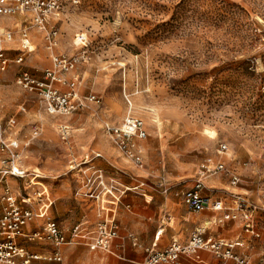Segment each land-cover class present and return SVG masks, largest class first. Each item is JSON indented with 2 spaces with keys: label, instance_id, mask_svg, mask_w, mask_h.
<instances>
[{
  "label": "rangeland",
  "instance_id": "374dc122",
  "mask_svg": "<svg viewBox=\"0 0 264 264\" xmlns=\"http://www.w3.org/2000/svg\"><path fill=\"white\" fill-rule=\"evenodd\" d=\"M80 1L76 5L65 1L59 16L51 19L58 31L52 49L47 32L35 28L28 29L29 48L23 49L21 28L28 25L25 14H0V32L13 31L11 40L0 43L10 59L6 70L0 68V121L16 118L12 136L21 146L19 164L44 176L40 179L48 184L55 200L49 215L69 230L82 221V208H98L91 199L76 195V190L83 176L81 161L102 151L104 157L96 162L106 169L119 193L128 185L145 182L122 195L131 203L130 211L120 204L126 251H136L133 236L145 244L149 228L167 222V213L177 219L166 233L173 232L183 241L184 235L179 233L185 232V239L190 240L194 226L179 220L177 205L159 211L156 219L151 207L186 205L176 191L194 184L206 159L225 163L226 169L212 175L205 193L222 198L232 210L244 200L245 206L255 209L258 230L264 231L260 220L264 216V0ZM80 33L88 37L86 41L79 39ZM20 54L24 61L18 63ZM60 54L79 61L75 68L60 72L65 83L54 85L59 90L73 88L81 96L99 95L100 103L87 102L71 114L51 113L36 92L18 83L24 70L44 78L45 70L53 67L54 55ZM129 112L142 118L148 131V138L138 140L143 167L129 161L111 143L105 126L121 123ZM223 142L228 148L220 154ZM6 156L0 150V171ZM231 173L240 177L237 185L231 184ZM29 177L21 180L9 175L2 180L0 172V196L9 184L15 193L37 197L34 192L40 189ZM166 187L170 189L164 193ZM144 194L148 199L153 195V201L148 203ZM216 212L208 208L191 212L195 219L201 218L195 221V228L206 227L207 233L213 231L224 240L241 234L238 228L225 238V228L232 222L224 223L222 213L218 216ZM36 221L42 224L45 219ZM242 221L244 218L238 220ZM33 231L35 228H26L20 242L28 252L44 255L36 263L53 264V253L39 250L47 245L54 249L53 243L32 239ZM248 236L255 238L243 231L240 240L244 247L238 250L247 255ZM262 238L264 241V235ZM106 253L103 264H113V259L123 256L118 251Z\"/></svg>",
  "mask_w": 264,
  "mask_h": 264
},
{
  "label": "built area",
  "instance_id": "2783aa9c",
  "mask_svg": "<svg viewBox=\"0 0 264 264\" xmlns=\"http://www.w3.org/2000/svg\"><path fill=\"white\" fill-rule=\"evenodd\" d=\"M65 1L73 5L80 3V0H0V14H25L24 21L28 25L21 28L23 49L29 48L26 38H28V29L45 30L48 39V47L52 49L56 45L57 29L55 24H51L54 16H59L64 7ZM81 41H86L88 37L84 33L78 35ZM13 38V31L7 29L0 32V43ZM18 63L24 61L23 54L16 59ZM79 58L75 56H66L64 54L54 55L53 67L45 70V76L42 79L35 77L29 71L24 70L19 73L18 83L30 91L36 92L42 101L45 102L47 110L51 113L71 114L79 110L80 106L87 102L95 104L101 102V97L96 94L88 96L79 95L78 91L73 88L69 90H59L54 84L63 81L60 72L71 70L78 64ZM10 62L5 50L0 47V68L6 70ZM128 104H131L129 95L126 94ZM25 110V107H22ZM16 118L10 117L6 122L0 121V150L6 153V157L1 160L3 168L1 169L2 180L9 175L19 179L29 177L31 184L40 183L38 180L41 173L37 170L29 171L19 164L20 143L18 139L12 136ZM107 132L115 146L125 155V157L135 162L140 167L145 164L143 149L140 147L138 140H144L148 137V131L144 125V120L133 114H127L121 123L105 124ZM11 134V135H10ZM228 144L223 142L220 145L219 153H224ZM96 157L102 156L100 152L95 154ZM90 173H85L82 178L81 186L76 190V195L102 202H113L120 204L122 195L127 191L135 190L145 185L140 182L135 186H126L119 193L114 180L106 178V172L103 168L90 167ZM226 169L225 163L213 164L206 159L200 164L196 180L192 187L187 190H177L176 194H181L188 207L194 213L212 209L223 213V220H240L244 218V230L252 233L255 237H262L260 230L256 228L254 208L245 206L244 200L238 202L236 210L228 208L222 198H214L205 193L207 176L217 175ZM231 181L238 184L240 177L231 173ZM36 181V182H34ZM170 187L164 188L163 192L167 193ZM38 198L44 196V191H35ZM47 195V194H46ZM145 196V194H144ZM52 201H47L36 206L35 200L29 193H15L9 184L4 186V192L0 196V263L1 264H33V260L40 259L41 255L31 253L24 246L19 244L18 238L24 235V229L28 223L34 221L37 217H46L47 210ZM130 207L129 204L126 205ZM102 210L108 211L102 206ZM112 214L103 215L97 226L90 230L85 222L78 223L66 230L62 227L56 218H48L42 228L32 233V239L50 240L53 245L52 259L55 264H63L64 255L61 251L65 244L85 243L92 250H107L111 248L112 241L118 236L121 224L117 217ZM264 222V216L262 218ZM190 240L182 243L173 240L165 248H154L149 250V255L143 264H184L181 256H195L200 259L201 251H211L220 260V264H250V259L246 254L237 251V247L244 246L240 239H221L220 237L206 232V227H196L192 231ZM135 244L137 237L133 236Z\"/></svg>",
  "mask_w": 264,
  "mask_h": 264
},
{
  "label": "crops",
  "instance_id": "0c3cea01",
  "mask_svg": "<svg viewBox=\"0 0 264 264\" xmlns=\"http://www.w3.org/2000/svg\"><path fill=\"white\" fill-rule=\"evenodd\" d=\"M32 44H33V41H32ZM108 133V132H107ZM149 136V135H148ZM110 138V136H109ZM148 138V137H147ZM110 141L111 143L113 144L111 138H110ZM106 142V141H105ZM107 144V143H106ZM115 146V144H113ZM107 149H109V145L107 144L106 145ZM116 147V146H115ZM110 150V149H109ZM98 152H100L102 154V156H98L96 157L95 154H97ZM96 152L93 156H86V158L84 160L81 161V164L83 166L80 167L79 169V172L83 174L85 173H90L92 171L89 170L90 167L94 166L95 168H103L106 172V178L108 179L109 176L107 174V171L106 169L101 166L99 163L96 162V160L98 158H102L104 157V154L102 151H98ZM111 154H113V152H111ZM224 154V153H222ZM113 159H115V157H113ZM82 176V178H83ZM41 177L44 178V176L41 174ZM213 177L212 175L211 176H207L206 179H205V184H206V187H207V181ZM81 178V180H82ZM38 182H40L39 184L38 183H35L34 185H36L35 187L36 188H39L40 191H44V196H42L41 198H38V197H33L32 198L35 200V205L36 206H39L41 205V203H45L47 201V198H49V200L52 201V204L49 206L48 210H47V214H46V217H43V218H40V217H37L34 221L28 223V225L25 227L24 230H26V228L28 229H34L35 228V231L42 228V226L46 223V220L51 216L49 215V210L51 208V206L53 205L54 203V199H51V194H50V189H49V186L46 182H43L41 179L38 180ZM210 182H213V180L210 179ZM232 185H237V184H233L232 181H230ZM82 183V181H81ZM132 183V182H131ZM129 183V184H131ZM130 186V185H128ZM193 186V185H192ZM190 186V187H192ZM189 187V188H190ZM182 191V190H181ZM31 194V193H29ZM47 194V195H46ZM32 195V194H31ZM148 194H145V198H146V201L148 203H151L154 199V196L151 195L150 199H148L146 196ZM175 195H178V194H175ZM180 195V194H179ZM37 196V195H36ZM36 198H38L36 201ZM220 198V197H219ZM90 199V198H88ZM168 199V198H167ZM92 201H94L97 205L98 208H82V221H79L77 223H75L74 225L78 224V223H81V222H85L87 227H92L94 226L98 220H99V217L100 216H103V215H106V214H112L113 211L115 212L114 215L117 217V220L120 222L121 224V227H120V230L118 232V236L112 241L111 243V248L109 251H112V252H121L123 256H120L119 259H113V264H139L140 260L141 259H146V257L149 255V250L150 249H154V248H165L167 246H169L173 240H178L182 243H185L187 242V240L185 238H187V234H185V232H181L179 233V235L182 237L184 235V240H180L178 237H177V234L174 235V233H166V230H167V227H172V226H175L174 225H171L172 224V221L177 217L174 216L173 214L171 213H167L166 216H167V222H164V224H162L160 227H150L149 228V233H151L148 238H145V244L144 242H141L140 239L137 237V243L135 244V241L133 240L132 238V245L137 247L136 248V251H133V250H128L126 251V246H125V240L121 239L122 237V234H121V230H122V226H123V221L121 220L119 214H120V204L123 205L124 209L127 210V211H130L131 210V203L130 202H125L124 198H122V202L120 204L117 203H113V202H102V201H97L95 199H91ZM185 201V199H184ZM186 203V202H185ZM127 204L130 205V207L127 208ZM224 204H225V201H224ZM177 205V209H176V212H177V215H178V218L180 221H182L184 219V222H186L185 224H189V225H192L194 226V229H195V221L197 220H200L201 218L199 219H195V217L191 216V211L190 208L188 207L187 203L186 205L183 204V203H173V205H170V204H153L151 209L154 210L155 209V219H156V214L160 211H163V210H166L168 208H174L176 207ZM226 205V204H225ZM102 206H104L105 208H107V210H109V213H107L108 211L106 210H102ZM146 206H150V205H146ZM187 207L189 210H187ZM194 213V212H193ZM219 216L220 213H222L221 211H217L216 212ZM223 215V213H222ZM255 216V215H254ZM215 217V216H214ZM52 218H55V217H52ZM218 218V217H217ZM263 218V217H262ZM39 220V219H45V222L44 223H39L37 222L36 220ZM212 220L214 222H216L217 220L214 218H212ZM262 220V219H260ZM207 221V220H206ZM232 222L231 224H229L228 226H226L225 228V232L223 233L224 237H229L230 235H232L233 232H235L236 229L238 228H241L242 229V232L240 235L236 236L235 238H231V239H240L243 231L244 230V224H245V221L243 223L242 222H238V220H227V222ZM259 220L257 219L256 220V216H255V222H256V228H257V222ZM224 223H226V220L224 221ZM89 223V224H88ZM176 223V222H175ZM36 225V226H34ZM74 225H72L71 227H73ZM146 226V225H145ZM34 227V228H32ZM63 227V226H62ZM70 227V228H71ZM69 228V229H70ZM179 229V228H178ZM258 229V228H257ZM68 230V229H66ZM261 231V230H260ZM34 232V231H33ZM210 233L218 236L215 232L213 231H210ZM251 237H255L252 233L250 234V232H247ZM262 233V236L264 235V231L262 230L261 231ZM186 236V237H185ZM219 237V236H218ZM20 238H18V242L19 244H21L22 246H24L21 242H20ZM162 238V239H161ZM243 238V237H242ZM249 239V236L247 237ZM162 240L160 245H158V241L159 240ZM186 240V241H185ZM250 241L248 242L249 245H248V254L247 255L250 259V264L252 263L253 261V264H264V241H263V238L260 237H255L254 239L250 238L249 239ZM243 241V240H242ZM25 247V246H24ZM121 247V248H119ZM130 247V246H128ZM244 246L242 247H237V251L239 249H242ZM26 248V247H25ZM140 248V249H139ZM133 249V248H131ZM246 250V248H244ZM243 249V250H244ZM39 250L47 253V252H52L53 253V248L51 249V245H47V247H40ZM142 250V251H141ZM63 255L65 254L66 255V262L65 260L63 261V264H84V263H88V264H103L104 262V259L106 258L107 259V253L106 252H109L107 250H105L106 252H104L103 249L101 250H92L88 247L87 244L85 243H82V244H70V245H67L65 246L63 249H61ZM146 252V253H145ZM211 251H201L200 253V259L195 257V256H186V255H182L181 256V261L184 263V264H220V260L219 258H217L214 254H211L210 253ZM239 252V251H238ZM211 254V255H208V254ZM36 254H39V255H42L40 253H36ZM243 254V253H242ZM53 256V254H52ZM51 256V257H52ZM213 256V257H212ZM101 258H103V260H101ZM41 259H45L44 255L41 256L40 259H35L33 260V264H38L36 263L35 261L37 260H41ZM215 260H219L218 263H214ZM252 260V261H251ZM51 261L53 262V264H55V261L51 258ZM50 262V261H49ZM1 264V263H0Z\"/></svg>",
  "mask_w": 264,
  "mask_h": 264
},
{
  "label": "bare ground",
  "instance_id": "6f19581e",
  "mask_svg": "<svg viewBox=\"0 0 264 264\" xmlns=\"http://www.w3.org/2000/svg\"><path fill=\"white\" fill-rule=\"evenodd\" d=\"M17 31H19V26H18V28H17ZM132 104V103H131ZM130 104V105H131ZM128 114H132V112H129ZM34 182H36V181H34ZM37 183V182H36ZM39 184V183H38Z\"/></svg>",
  "mask_w": 264,
  "mask_h": 264
}]
</instances>
